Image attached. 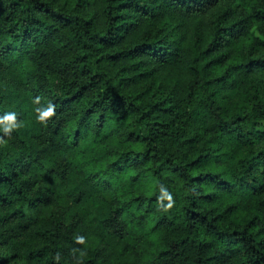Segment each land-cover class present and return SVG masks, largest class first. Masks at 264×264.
I'll list each match as a JSON object with an SVG mask.
<instances>
[{
    "label": "trees",
    "instance_id": "trees-1",
    "mask_svg": "<svg viewBox=\"0 0 264 264\" xmlns=\"http://www.w3.org/2000/svg\"><path fill=\"white\" fill-rule=\"evenodd\" d=\"M0 264H264V0H0Z\"/></svg>",
    "mask_w": 264,
    "mask_h": 264
},
{
    "label": "clouds",
    "instance_id": "clouds-1",
    "mask_svg": "<svg viewBox=\"0 0 264 264\" xmlns=\"http://www.w3.org/2000/svg\"><path fill=\"white\" fill-rule=\"evenodd\" d=\"M7 118H8L9 120H11L13 117H12L11 115H9Z\"/></svg>",
    "mask_w": 264,
    "mask_h": 264
}]
</instances>
